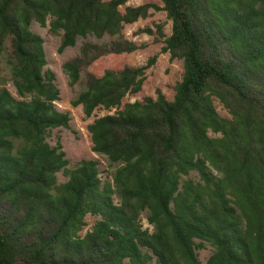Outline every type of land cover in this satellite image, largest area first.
<instances>
[{
  "label": "trees",
  "instance_id": "16d2710c",
  "mask_svg": "<svg viewBox=\"0 0 264 264\" xmlns=\"http://www.w3.org/2000/svg\"><path fill=\"white\" fill-rule=\"evenodd\" d=\"M160 1L171 21L167 36L155 26L161 52L182 60L183 75L172 100L157 90L87 125L92 151L117 165L102 182L96 160L69 168L60 141H47L70 116L54 104L55 74L30 25L48 20L58 53L79 38H109L81 41L63 63L68 85L80 88L70 104L90 117L138 93L157 54L101 76L87 67L137 50L124 26L159 7L0 0V264H202L207 244L205 264H264V0ZM191 172L197 180L184 178ZM87 214L99 219L80 235Z\"/></svg>",
  "mask_w": 264,
  "mask_h": 264
},
{
  "label": "rangeland",
  "instance_id": "374dc122",
  "mask_svg": "<svg viewBox=\"0 0 264 264\" xmlns=\"http://www.w3.org/2000/svg\"><path fill=\"white\" fill-rule=\"evenodd\" d=\"M143 3L156 4L159 9H150L149 15L146 18H140L134 23L126 24L123 29L124 36L140 47L130 53L108 54L100 57L87 67V71L92 72L96 76H101L106 69L118 70L125 65L142 66L146 64L150 57L157 54L155 63L146 70V79L138 93L126 95L122 99V104L118 109L111 108L107 110L98 108L93 111L90 117L84 116L81 106H71L70 100L73 98L74 93L80 88L77 85L72 88L68 85V78L63 70V63L78 53L81 41L91 40L94 42H105L108 41L109 38L107 36L102 39H96L94 37L79 38L75 46L67 47L62 53H58L57 48L60 42V36L51 35L49 33L48 20L45 27H41L34 21L30 25V29L43 38V47L47 60L45 68L52 70L55 74V83L59 89V100L55 101L54 104L59 111L68 112L70 116L69 127L52 129L47 137V141L51 145H55L58 140L60 141L62 149L65 152V157L68 159L69 168H74L78 162L83 159L96 160L98 162L99 177L102 182L112 181V173L117 165L110 164L104 156L98 155L92 151V143L87 125L91 123L95 117L112 114L116 110L121 109L127 102L142 101L148 96L156 98L157 90H160L168 100H172L175 93L174 86L181 80L183 75L182 60H171L168 52H161L163 38H160L156 33V24H162V31L166 36L171 32V21L166 18V13L162 10V2L160 0H128L126 5L135 6ZM124 6L125 5L119 7L120 11H124ZM139 28H151L153 33L136 34ZM7 73V70L3 72L4 75H8ZM6 87L14 94V88L11 83H7ZM213 104L221 116H230L216 98L213 99ZM209 135L213 137L219 134L209 132ZM187 177H191L194 180L198 179L195 172H191L188 176H184V178ZM56 178L59 183L66 180L62 171L56 174ZM114 201L118 203V197L114 196ZM141 218L143 228L151 230L152 226L146 221L144 214L141 215ZM84 219L86 225L82 228L80 235H84L87 231L91 230L92 225L99 217L87 214ZM211 251L212 248L208 244L198 251V258L202 264H205Z\"/></svg>",
  "mask_w": 264,
  "mask_h": 264
}]
</instances>
